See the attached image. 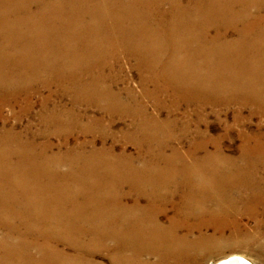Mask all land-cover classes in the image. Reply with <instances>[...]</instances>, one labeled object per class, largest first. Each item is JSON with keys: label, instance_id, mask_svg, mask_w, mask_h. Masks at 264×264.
I'll return each instance as SVG.
<instances>
[{"label": "bare ground", "instance_id": "bare-ground-1", "mask_svg": "<svg viewBox=\"0 0 264 264\" xmlns=\"http://www.w3.org/2000/svg\"><path fill=\"white\" fill-rule=\"evenodd\" d=\"M207 108L264 118V0H0V264L264 260V129L182 147Z\"/></svg>", "mask_w": 264, "mask_h": 264}, {"label": "rangeland", "instance_id": "rangeland-1", "mask_svg": "<svg viewBox=\"0 0 264 264\" xmlns=\"http://www.w3.org/2000/svg\"><path fill=\"white\" fill-rule=\"evenodd\" d=\"M122 79H123L122 80V82H123L122 84H127L130 88L131 87L134 88V89L137 88V83H138L137 73H136V71L134 69L133 70L127 69L126 72L124 73ZM32 99H34L32 101H33V108H35V110L33 109V112L35 113V112H37L39 110V107H40L39 97L38 96H33ZM59 101H60V102H58L59 105L69 103L67 98H62ZM78 108H75V110L78 113H80V114L86 113V114H89V115L91 114L92 115V114L97 113V111L94 110V108L84 109L82 106L81 107L79 106ZM186 109H187V104L186 103H182L180 105V110H177L176 112L181 113L180 111L182 110V112L185 113L187 111ZM233 110L236 111L235 108H231L228 111H226V113H221L219 116H216L217 113H214L209 108H207L204 111V113H200L201 115L205 116V119L196 118L193 115V112L191 111V113H190L191 117L190 118H188V119H184L183 118L180 121H178V127L186 126L191 132L189 134V137L187 138L189 140L185 139L184 135H181V137L183 139H185L181 146L183 147L185 145L184 146V148H185L189 144V141H191L194 137H195L194 138L195 141L196 140L198 141L204 135L206 137H209L213 141L216 140L217 143L219 142L218 145L220 146L223 154L236 158L239 155V151H238L239 149L238 148L243 143V140H242L239 132H241V130L248 129V131L251 133V132L255 131L256 125L258 123L261 124L262 129H264L263 128L264 127V118L261 117L262 118L261 119L258 116H253L250 121H247V122H244V123H240V122L239 123H236V122L234 123L233 114L232 113L235 112V111H233ZM151 111H152V109H151V107H149L148 108V112H151ZM165 111L166 110H161V113H162L163 117L166 115ZM246 114H247V111H244L243 115H246ZM3 115H4L5 118L8 119L7 124L11 125L12 122H11V119H9V118H11V116H12V110L8 109V108L4 109ZM96 116H98V115H96ZM30 117H31L30 119L29 118H24L22 120V123L23 124L27 123L29 120L32 119L33 116L31 115ZM179 117H181V116L179 115ZM35 121H34V124H36V122H37V121L36 122ZM124 121H126V122H124ZM249 122H251V123H249ZM126 123H128L127 119L121 121V119L118 120V118H117L116 122H115V125H114V129L118 130V129L122 128L123 126H125ZM226 126H228V128H229L228 133H226V131H225L226 130L225 129ZM36 127H34V128H36ZM196 130H199L201 135L197 136L196 135ZM261 131H263V130H261ZM74 138L82 139V138H85V137L80 136L79 134H75L74 137L70 138L71 139L70 141L73 142L72 140ZM115 140L117 142L113 141L112 139L107 138V144L113 143L114 148H115L116 151L117 150L119 151L120 148H123L126 153L133 154V155L136 153L135 148L130 143H123V141L121 140L120 137H116ZM53 141L56 142V140H54V139H53ZM95 145H96V147H99L101 145L100 141L98 139L95 140ZM208 149L210 151L211 150L213 151L214 142H210L209 143ZM166 153H169V151H167ZM204 153L205 152L201 151L200 155H203ZM180 154L182 155L181 152H180ZM182 156H185V153ZM259 166H264V165L262 164V165H259ZM242 223L247 224L248 228H252L253 227L252 221H250L248 219H245V217L242 218ZM262 241L263 240L260 238L259 239V244H262ZM254 243H255V245H253ZM254 243L252 242V244L249 245L248 248H242V249L241 248L238 249V247L234 248V249L233 248L232 249H223V248L220 249L221 247L219 246L218 247L219 249L217 248V249L214 250L215 252L216 251L217 252L215 253L213 251V254H211L209 257H207L205 259V261L203 262V264H218L220 261H222V260H224V259H226V258H228L230 256L242 257L245 260H247L250 264H264V260L260 259L259 255L255 252L256 251L255 247L257 245H259V244H256L257 243L256 241H254ZM102 262L104 264H109L105 259H103Z\"/></svg>", "mask_w": 264, "mask_h": 264}]
</instances>
